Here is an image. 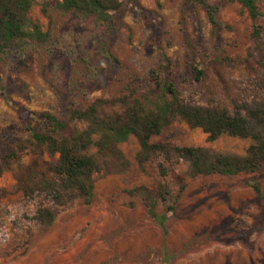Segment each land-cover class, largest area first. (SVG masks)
<instances>
[{"label":"rangeland","instance_id":"1","mask_svg":"<svg viewBox=\"0 0 264 264\" xmlns=\"http://www.w3.org/2000/svg\"><path fill=\"white\" fill-rule=\"evenodd\" d=\"M44 1L37 0L30 18L42 32L51 30L52 43L0 58V167H6L3 156L30 138L22 108L69 121V107L123 95L133 78L149 82L150 70L164 57L172 61L170 79L185 104L220 106L231 113L241 109L247 116L242 107L264 102V0H259L263 18L256 22L262 28L257 41L252 21L227 0H208L231 27L218 32L187 0H122L123 8L107 23L56 10L50 11V23ZM193 61L203 71L199 82L189 68ZM207 138L201 129L177 121L153 142L240 155L252 143L228 136L209 143ZM120 148L125 163L106 162L96 176L93 203L58 208L48 230L35 217L40 207H53L49 197H26L20 185L32 170L47 175L52 159L32 150L20 153L0 177V264H264V198L247 184L259 183L264 195V168L251 175L192 179L185 164H168L160 156L140 168L135 136ZM140 187L155 196L169 191L168 202L157 206L164 226L149 216L141 196L130 194ZM165 249L177 254L169 262Z\"/></svg>","mask_w":264,"mask_h":264},{"label":"trees","instance_id":"2","mask_svg":"<svg viewBox=\"0 0 264 264\" xmlns=\"http://www.w3.org/2000/svg\"><path fill=\"white\" fill-rule=\"evenodd\" d=\"M238 4L241 13L252 21L254 30L252 39L259 40L262 28L256 22L263 18L259 10V0H227ZM37 0H0V58L11 54L23 55L37 46H46L53 41L51 30L42 32L40 26L30 18V12ZM193 7L200 8L207 16L215 32L230 30L219 19L220 7L208 0H187ZM123 8L122 0H45L43 13L49 17L51 10L64 14L74 13L87 19L107 23L112 14ZM172 61L164 57L162 62L149 72V82L139 78L129 81L123 95L111 99H96L85 108L69 107V121H62L50 112H37L21 109L24 123L30 134L17 152L3 156L6 167H0V177L8 165L19 159L20 153L32 150L36 156L48 155V174L41 175L35 170L21 183L26 197L36 193L49 197L53 207H40L36 221L44 229L51 228L58 216V208L71 206L77 202L91 205L95 196L96 176L102 173L109 159L125 163L120 148L131 136L139 143L136 162L140 168L155 157H162L168 164L182 162L187 166V175L192 178L236 177L241 174H256L264 168V102L254 109H241L231 113L225 107H204L185 104L180 99L179 90L171 81ZM195 81H201L203 71L196 63L189 65ZM4 87L0 77V94ZM181 121L193 129H201L209 143L222 136L239 139H251L252 143L245 154L216 150L205 146H180L172 142H153L173 123ZM71 122L83 123L84 128H72ZM36 168V164H34ZM163 168V167H162ZM164 171V170H163ZM259 199L263 191L259 183H247ZM186 184L181 186L176 200L184 192ZM132 195L142 197L148 214L158 224L164 226L165 219L157 214L161 200L168 202L169 191L160 190L157 196L144 187L130 191ZM173 211L174 207H170ZM2 216L0 212V226ZM170 251L164 250V258L169 262ZM166 261V262H167ZM109 264V263H107Z\"/></svg>","mask_w":264,"mask_h":264}]
</instances>
